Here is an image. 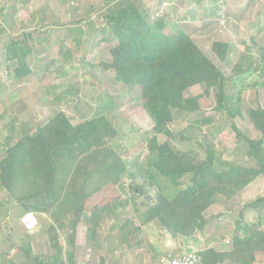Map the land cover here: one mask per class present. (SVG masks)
Wrapping results in <instances>:
<instances>
[{
	"label": "rangeland",
	"instance_id": "rangeland-1",
	"mask_svg": "<svg viewBox=\"0 0 264 264\" xmlns=\"http://www.w3.org/2000/svg\"><path fill=\"white\" fill-rule=\"evenodd\" d=\"M127 3L145 12L149 22L163 17L164 31L184 30L226 76L235 75L236 65L245 69L251 64L250 73L235 77L230 90L235 98L240 97L242 116L236 114L231 119L225 111L215 109L216 89L205 92L206 87L197 84L184 93L197 99L196 110H173L174 119L167 126L174 134L183 130L184 137L174 142L177 147L193 149L198 158L204 153L196 142L207 133L222 160L247 166L260 161L264 165V155H246L247 144L236 137L231 126L236 125L248 137H260L245 110L255 106L257 100L264 108V0H0V159L7 144L21 131L34 133L59 111L72 124L105 113L111 115L119 132L111 146L136 173L131 178L124 177L120 185L92 195L95 202L110 201L117 206L111 204L104 213L84 212L66 229L75 240L74 264H100L101 259L106 264H119L128 252L138 255L133 262L138 260L139 264L146 253L129 251V245L136 240L144 248H152L150 252L157 263L166 255L178 256L208 247L224 249L231 243L236 224L243 221H260L264 229V209H243L248 202L264 197V173L229 199L215 194L203 213L207 223L192 237H167L157 220H142L158 186L168 193L171 188L150 167L152 155L147 149V137L153 122L142 108L140 88L119 82L118 70L103 66L110 62L109 50L116 41L108 35L107 41L102 40V13ZM11 39H22L20 53L32 69L24 78L17 79L12 72L16 61L6 60L5 49ZM217 40L228 44L224 60L211 50L212 42ZM165 138L163 134L158 136L160 141ZM142 181L148 183L144 194L133 193L130 183ZM187 184L185 175L180 187ZM28 214L34 219L29 228L23 222ZM50 223L47 214L23 212L0 184V263L6 259L24 261L18 247L27 241L33 253H48L46 231ZM60 238L65 250L62 234ZM252 263L264 264V254L258 253Z\"/></svg>",
	"mask_w": 264,
	"mask_h": 264
},
{
	"label": "trees",
	"instance_id": "trees-1",
	"mask_svg": "<svg viewBox=\"0 0 264 264\" xmlns=\"http://www.w3.org/2000/svg\"><path fill=\"white\" fill-rule=\"evenodd\" d=\"M101 19L102 40L107 41L109 36L116 41L109 50L110 62L103 66L117 69L119 82L140 88L142 108L153 122L147 137V149L152 155L150 167L171 188L168 193L158 186L142 220L147 223L157 220L160 231L167 237H192L207 223L203 213L212 204L213 196L233 197L264 173V165L260 161L247 166L222 160L207 133L196 142L204 153L198 158L193 149L177 147L174 142L184 137L183 130L174 134L167 125L174 119L173 110L180 113L196 110L197 99L184 93L197 84L204 85L205 92L216 89L215 109L225 111L231 119L236 114L242 116L240 97L235 98L230 90L237 76L250 73L253 67L249 64L243 69L236 65L235 75L226 76L188 33L164 31L163 17L149 22L145 12L132 3L107 8ZM22 39L9 40L5 49L6 60L16 61L12 72L17 79L32 73L20 53L18 45ZM211 50L224 60L228 44L213 41ZM245 113L260 137H248L236 125L231 126L236 137L247 144L246 155L256 158L264 155V108L257 100ZM160 134L166 137L162 141L158 139ZM118 135L111 115L101 113L72 124L59 111L34 133L21 131L7 144L0 159V184L23 212L47 214L51 223L46 231L48 253H33L27 241L18 247L24 261L6 259L0 264H74L75 240L66 229L79 221L84 212L104 213L111 204L117 206L118 203L110 201L95 202L92 195L108 186L120 185L124 177L136 175L110 144ZM185 175L188 184L181 188ZM145 183H130L133 193L144 194ZM244 208L264 209V197L248 202ZM259 222L237 223L231 243L224 249L208 247L193 252L202 264H251L258 253L264 254V229ZM60 234L66 241L65 250ZM100 264L106 263L101 259Z\"/></svg>",
	"mask_w": 264,
	"mask_h": 264
},
{
	"label": "built area",
	"instance_id": "built-area-1",
	"mask_svg": "<svg viewBox=\"0 0 264 264\" xmlns=\"http://www.w3.org/2000/svg\"><path fill=\"white\" fill-rule=\"evenodd\" d=\"M23 222L29 228L33 225L34 219L31 214L24 217ZM155 264H202L199 257L193 252L189 251L183 255L170 256L166 255L159 259Z\"/></svg>",
	"mask_w": 264,
	"mask_h": 264
},
{
	"label": "crops",
	"instance_id": "crops-1",
	"mask_svg": "<svg viewBox=\"0 0 264 264\" xmlns=\"http://www.w3.org/2000/svg\"><path fill=\"white\" fill-rule=\"evenodd\" d=\"M249 185V184H248ZM247 185V186H248ZM128 233V232H127ZM141 234V233H140ZM142 234H146L144 231L142 232ZM141 234V237H143L144 235H142ZM140 237V238H141ZM125 241H126V243L127 244H130V240H128L127 238H125L124 239ZM139 240H142V238L141 239H139ZM129 251H137L136 253H138V251L140 250V252H142V251H144L145 253H146V255H143L142 256V258H143V260L139 263V264H155L154 262L156 261L155 259H154V257H152V252H150V250L152 249H150V247L147 249V248H144L143 247V243H140V241L138 242L137 240H136V242H135V244H130L129 245ZM127 251V250H126ZM128 252V251H127ZM130 252H128V253H126V255L127 256H125L124 258H120V261H121V263H119V264H138V260L137 261H135V262H133V260H134V256H137L138 257V255L136 254V255H128ZM143 253V252H142ZM150 253V254H149ZM139 254H141V253H139ZM133 257V258H132ZM124 260H126V262H124ZM231 264H235V263H231ZM251 264H254V263H251Z\"/></svg>",
	"mask_w": 264,
	"mask_h": 264
}]
</instances>
